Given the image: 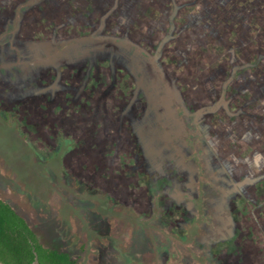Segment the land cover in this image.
<instances>
[{
	"label": "rangeland",
	"instance_id": "rangeland-1",
	"mask_svg": "<svg viewBox=\"0 0 264 264\" xmlns=\"http://www.w3.org/2000/svg\"><path fill=\"white\" fill-rule=\"evenodd\" d=\"M21 2L0 0V195L41 240L82 264H264V0Z\"/></svg>",
	"mask_w": 264,
	"mask_h": 264
},
{
	"label": "trees",
	"instance_id": "trees-1",
	"mask_svg": "<svg viewBox=\"0 0 264 264\" xmlns=\"http://www.w3.org/2000/svg\"><path fill=\"white\" fill-rule=\"evenodd\" d=\"M33 1L22 0L17 11L20 13L27 9ZM123 43L131 45L126 41ZM107 85L106 82L101 83L103 87ZM263 185V182L260 183V186L264 187ZM196 220L200 222L199 219ZM36 258L39 264H82L80 258L73 257L69 251L46 245L27 217L0 195V260L6 264H33Z\"/></svg>",
	"mask_w": 264,
	"mask_h": 264
},
{
	"label": "flooded vegetation",
	"instance_id": "flooded-vegetation-1",
	"mask_svg": "<svg viewBox=\"0 0 264 264\" xmlns=\"http://www.w3.org/2000/svg\"><path fill=\"white\" fill-rule=\"evenodd\" d=\"M15 28H17V26L15 27ZM119 41H121V40H119ZM117 43V42H116ZM121 43H123L122 41H121ZM124 44H126V43H124ZM130 44V43H129ZM64 46V45H63ZM68 46H69V43H67L64 47H62L61 49H56L55 51H54V56H63L64 57V53H65V50H68ZM69 55H71V54H68L67 53V57H69ZM72 56L74 57L75 56V54L74 53H72ZM154 62H155V60H154ZM157 66V65H156ZM70 66H68V65H66V66H64L63 68H64V70H63V74H64V71H66L67 69H70V70H74L72 67H70ZM157 68H158V66H157ZM91 69H95L94 68V66H91ZM93 72H95V75H98V76H96V78H97V80H96V82H97V86H101V83L103 82L104 83V81L103 80H101V78L103 77H100L99 75H100V73L97 71V70H92ZM160 75H162V72H160ZM69 77V76H68ZM68 77H66V76H62V79L65 81V82H69V78ZM93 79V78H92ZM90 82L91 81H89L87 84H86V87H89L90 86ZM92 85V84H91ZM169 88H170V85H168V84H166ZM93 86V85H92ZM93 89H94V86H93ZM171 95H172V98H173V102L175 103V105H176V108H177V110H178V112H179V110H180V108L182 107V102L179 100V98L177 97V94H176V92L175 91H173V90H171ZM216 108V106H213V107H206L205 108V110L204 111H211V110H213V109H215ZM180 113V112H179ZM181 115V114H180ZM182 117V116H181ZM196 117H197V115H196ZM183 119V118H182ZM196 119V118H195ZM184 121V120H183ZM185 122V121H184ZM183 125H185L184 126V128H183V131H182V133H180V134H175V133H173V132H171L168 128H166V127H164L163 129H162V133H163V135H169L170 137H169V140L166 142V144H167V146H174V147H176L178 150L180 149V147H178L177 145H176V139L177 138H180V139H188V137H189V135H190V130L188 131V129H187V126H186V124L184 123ZM172 138V139H171ZM182 156H183V158H185V156H184V154H182ZM212 211V210H211ZM212 213V212H211ZM222 214H224L223 216L221 215V214H212V219L214 220V221H217V224L216 223H214V224H209V223H206V227L209 229V234L211 235L213 232H216V233H218L217 235H221L220 237H227L230 233V231H231V228L233 227L232 225H233V221H232V219H231V215L229 214V212L227 211V212H225V213H222ZM213 221V222H214ZM220 222H221V224H220ZM208 246V243H206V244H204V247H207Z\"/></svg>",
	"mask_w": 264,
	"mask_h": 264
},
{
	"label": "water",
	"instance_id": "water-1",
	"mask_svg": "<svg viewBox=\"0 0 264 264\" xmlns=\"http://www.w3.org/2000/svg\"><path fill=\"white\" fill-rule=\"evenodd\" d=\"M0 264H6V263L0 260ZM33 264H39V261H38L37 258H36V260L33 262Z\"/></svg>",
	"mask_w": 264,
	"mask_h": 264
}]
</instances>
